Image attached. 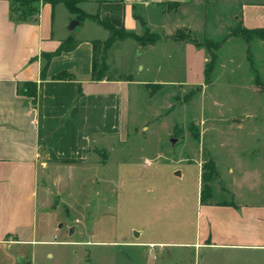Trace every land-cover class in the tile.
Returning <instances> with one entry per match:
<instances>
[{"label":"rangeland","instance_id":"1","mask_svg":"<svg viewBox=\"0 0 264 264\" xmlns=\"http://www.w3.org/2000/svg\"><path fill=\"white\" fill-rule=\"evenodd\" d=\"M234 1L138 7L133 27L100 50L96 69L103 68L101 63L105 78L133 83L127 133L106 168L102 151L99 168L72 174L71 193L64 195L69 208L59 207L62 221L55 226L62 223L57 235L63 238L65 226L77 224L81 231L71 240L82 243L37 246L33 264H123L139 257L163 264H264V250L182 245L193 240L202 185L197 165L186 160L205 166V185L217 202L232 200L225 185L234 181L225 166L264 171V35L237 36L242 27L239 16L230 14ZM80 34L97 33L89 28ZM175 34L211 45L175 42ZM210 63L205 84L203 73ZM116 159L128 163L118 168ZM174 171L180 176H173ZM251 179L260 190L259 181ZM246 189L249 185L234 190L238 201L260 199ZM50 203L55 206L58 198L51 197ZM131 228L170 245L143 254L140 248L107 244L125 240Z\"/></svg>","mask_w":264,"mask_h":264},{"label":"crops","instance_id":"2","mask_svg":"<svg viewBox=\"0 0 264 264\" xmlns=\"http://www.w3.org/2000/svg\"><path fill=\"white\" fill-rule=\"evenodd\" d=\"M188 2L76 0L75 7L125 32L133 27L138 7ZM229 7L234 9L231 15L239 16L243 29H264V0H235ZM72 21H76L75 15L58 1L40 2L35 21H20L11 12L9 1L0 0V264H33L37 246L82 243L71 240L81 231L77 224L65 226L63 238L57 235L62 223L55 226L62 221L59 207L69 208L64 195L71 193L72 174L78 169L99 168L98 153L102 151L107 154L103 160L106 168L127 133L129 89L133 83L90 80V42L104 41L107 32L88 19L76 21L74 27L70 26ZM89 28L97 34L81 36L80 32ZM68 37L78 45L46 63L45 55ZM60 73H66L67 78L52 79ZM23 82L36 84L34 104L31 98L16 93L17 85ZM96 113L100 114L97 122ZM115 162L118 168L128 163ZM185 163H195L200 176L201 162ZM214 166L216 171L215 162ZM225 167L227 176L239 183L225 185L232 200L217 202L210 198L204 204L197 202L193 240L182 245L194 249L264 250V171ZM173 176L179 177L180 173L174 171ZM251 178L259 181L260 190L251 184ZM246 185L250 190L244 192L256 193L259 200L238 201L234 190L243 191ZM51 197H57L59 203L51 206ZM115 241L107 244L140 248L143 254L170 245L145 236L141 228H131L125 240ZM123 264L163 263L139 257L134 262L124 260Z\"/></svg>","mask_w":264,"mask_h":264},{"label":"trees","instance_id":"3","mask_svg":"<svg viewBox=\"0 0 264 264\" xmlns=\"http://www.w3.org/2000/svg\"><path fill=\"white\" fill-rule=\"evenodd\" d=\"M7 1H9L11 5V12L15 15L16 19L20 21H24V20L35 21L36 16L38 14V5L40 2H47L49 4H54L55 2L58 1V2H61L65 6V8L70 14L75 15L76 21L88 19L94 22L97 26H100L101 28H103L107 32L106 39L102 42H99V41L90 42L91 47H92V64H91L90 80L95 81V82L102 81V80L114 81V79H112L111 77L105 78L103 76L102 71L105 70V67L101 65V63L99 67L102 66L103 68H100L99 70L96 69V65H97V62L100 60L98 58V54L100 50L104 51L105 49H107L109 45L111 44V42L115 38L119 37L118 35L120 33L124 32L122 28L116 29L112 27L108 22H100L97 19V16L95 15L87 16L84 13L80 12L75 7L76 0H7ZM172 5H178V4L173 3ZM255 35H264V29L246 30V29L241 28L240 33L237 36H240L248 40ZM181 36L182 35L180 34H175L174 36H172L171 39L175 42L187 41L188 43L194 45L195 47H207L211 45L210 42L206 40L205 41L203 40V44L200 45L198 43H195L194 39L190 38L188 35L184 39L181 38ZM78 43H79L78 41L70 37L66 38L64 41H62L58 45L57 49L54 52L45 55L46 63L52 56H56L60 53L69 52L73 50L78 45ZM211 63L208 65V67L204 70V73H203V82L205 84H207L209 81L208 75L211 72V68H212ZM45 68H46V64L42 68L41 73L44 72ZM40 76L42 77V75ZM65 78H67L66 73H60L59 75H55L52 77L53 80H59V79H65ZM16 93L18 95L27 96L31 98L32 103L34 104V101L36 98V84L34 82L19 83L16 87ZM207 164L210 170H212L213 169L212 163L208 162ZM204 168L205 166L202 165L201 170H203ZM213 174L215 176V173ZM200 179H201L202 185L200 189L199 203L204 204L210 198V188L208 185H205V182H208L209 179L205 178L204 173L202 171L200 174Z\"/></svg>","mask_w":264,"mask_h":264},{"label":"water","instance_id":"4","mask_svg":"<svg viewBox=\"0 0 264 264\" xmlns=\"http://www.w3.org/2000/svg\"><path fill=\"white\" fill-rule=\"evenodd\" d=\"M70 26H71V27L77 26V22H76V21H72V22L70 23Z\"/></svg>","mask_w":264,"mask_h":264}]
</instances>
